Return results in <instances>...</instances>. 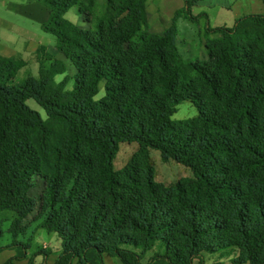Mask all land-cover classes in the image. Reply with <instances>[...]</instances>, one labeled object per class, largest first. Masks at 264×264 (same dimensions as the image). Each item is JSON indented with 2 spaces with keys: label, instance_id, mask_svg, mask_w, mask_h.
<instances>
[{
  "label": "trees",
  "instance_id": "trees-1",
  "mask_svg": "<svg viewBox=\"0 0 264 264\" xmlns=\"http://www.w3.org/2000/svg\"><path fill=\"white\" fill-rule=\"evenodd\" d=\"M146 1L41 0V28L63 58L39 45L37 75L13 84L25 62L0 55V211H14L15 237L36 210L32 220L60 241L53 264H192L221 249L264 264V13L206 26L218 37L200 61L180 54L176 20L205 15L191 12L202 0H183L161 33L147 28ZM72 5L84 27L65 18ZM66 59L73 74L56 81ZM184 100L196 114L173 120ZM121 142L137 149L116 169ZM150 149L191 175L157 181Z\"/></svg>",
  "mask_w": 264,
  "mask_h": 264
},
{
  "label": "rangeland",
  "instance_id": "rangeland-1",
  "mask_svg": "<svg viewBox=\"0 0 264 264\" xmlns=\"http://www.w3.org/2000/svg\"><path fill=\"white\" fill-rule=\"evenodd\" d=\"M183 5V0H147L146 17L147 28L152 32H160L164 28V24H169L174 11ZM193 14L204 13L198 16L197 20L191 21L187 18L179 16L176 20L177 27V44L179 52L185 59L204 60L207 56L205 43L208 40L218 37L217 33L204 34L206 26H232L234 20L242 15L250 13H264V4L262 0H202L191 8ZM65 18L73 23L83 27L84 22L82 16L77 11V6L72 5L65 13ZM47 17V8L41 0H0V43L7 46L9 54H20L25 59L26 65L21 67L11 83L16 84L22 81L28 75H37L38 63L35 52L29 55L27 48L38 43L45 44L50 47V51L55 57L63 58L54 47L53 35L45 32L41 28V24ZM3 47V49L5 48ZM203 52L204 56H202ZM0 54H7L0 49ZM19 57V55H14ZM66 71L63 74L55 76L56 81L60 80L64 75L70 77L73 74V67L69 60H65ZM67 87H71V80L68 81ZM103 93V85L99 83V92L96 97ZM27 105L38 111L42 117H45L43 108L35 102L34 99L26 100ZM196 114V108L188 101H181L173 113V120H180L192 117ZM39 132L36 131L33 139L36 140ZM137 149L136 142H121L118 151L113 160L114 168L119 169L131 157ZM150 159L155 170V179L164 184L174 182L179 177L191 175L189 168L177 163L173 160L164 162L160 159L159 151L150 149ZM44 170L49 169L46 163L43 165ZM34 187L30 189V195L37 198L42 190V182L39 178H33ZM36 210L27 216L25 223L27 224L24 233H18L13 237L9 230L11 221L14 217V211H0V264L13 256L17 252H22L25 256L21 259L23 264H53L56 252L59 250V243L53 233H48L42 227H38L40 218L35 220L33 216ZM29 243L24 246L23 243ZM41 248L49 251L44 258L43 253L34 252ZM222 249L214 253H204L195 257L192 264H213L215 262H223L224 264H239L231 262V258L236 257V250L230 251V255H220ZM152 251H148L142 263L150 257ZM58 255V254H57ZM20 261V260H19ZM21 264V263H19ZM105 264H121L115 257H105ZM249 264V263H241Z\"/></svg>",
  "mask_w": 264,
  "mask_h": 264
},
{
  "label": "crops",
  "instance_id": "crops-1",
  "mask_svg": "<svg viewBox=\"0 0 264 264\" xmlns=\"http://www.w3.org/2000/svg\"><path fill=\"white\" fill-rule=\"evenodd\" d=\"M48 14H49V10H48V8H47V17H46V19L48 18ZM82 16V15H81ZM46 19H45V21H46ZM82 19H83V17H82ZM171 21V20H170ZM44 22V21H43ZM42 22V23H43ZM84 22V21H83ZM169 24H170V22H169ZM169 24H164V26L165 27H167ZM86 24H85V22H84V25H83V27L85 26ZM164 27V28H165ZM164 28H162V30H160V32H156V33H161L162 31H163V29ZM177 34H178V31H177ZM178 41V40H177ZM39 45H44V46H46L45 44H41V43H38L37 45H35V44H32V45H30L28 48H27V52H28V54L30 55L31 54V52H35V50L37 49V47L39 46ZM5 45H3L2 43H0V49H2V51H4V53H7L6 55L5 54H0L1 56H6V57H16V56H14V55H19V58H21L24 62H25V64L23 65V66H25L26 65V60L25 59H23L22 57H21V55L20 54H17V53H15V54H9L10 52L6 49L7 48V46H5V48L3 49V47H4ZM53 45L51 44V45H49V46H46V48H47V50H50V47H52ZM201 54H202V56H204V54H203V52H201ZM207 57V56H206ZM22 66V67H23ZM39 227V226H38ZM47 232V231H46ZM48 233H53V232H48ZM54 234V233H53ZM52 236H55L56 238H57V236H56V234H54V235H52ZM57 241H58V243H59V249H60V241H59V239L57 238ZM58 252H59V250L55 253L56 254V256H57V254H58ZM56 258V257H55ZM55 258H54V260H55ZM23 260V259H22ZM22 260H20V261H18L17 263L19 264V263H21V264H23L22 262ZM54 260H53V262H54Z\"/></svg>",
  "mask_w": 264,
  "mask_h": 264
}]
</instances>
